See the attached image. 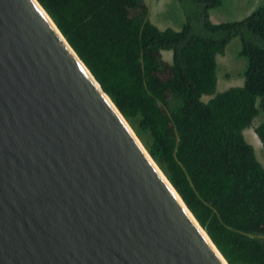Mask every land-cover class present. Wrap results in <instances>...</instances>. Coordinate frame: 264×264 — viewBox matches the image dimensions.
I'll return each mask as SVG.
<instances>
[{
	"label": "water",
	"instance_id": "95a60500",
	"mask_svg": "<svg viewBox=\"0 0 264 264\" xmlns=\"http://www.w3.org/2000/svg\"><path fill=\"white\" fill-rule=\"evenodd\" d=\"M99 84L37 0H0V264H225Z\"/></svg>",
	"mask_w": 264,
	"mask_h": 264
},
{
	"label": "trees",
	"instance_id": "16d2710c",
	"mask_svg": "<svg viewBox=\"0 0 264 264\" xmlns=\"http://www.w3.org/2000/svg\"><path fill=\"white\" fill-rule=\"evenodd\" d=\"M37 1L228 264H264V167L243 134L264 113V3L212 23L221 0H192L200 14L174 30L142 0ZM236 36L243 83L215 92L216 55ZM254 131L264 144V120Z\"/></svg>",
	"mask_w": 264,
	"mask_h": 264
},
{
	"label": "rangeland",
	"instance_id": "374dc122",
	"mask_svg": "<svg viewBox=\"0 0 264 264\" xmlns=\"http://www.w3.org/2000/svg\"><path fill=\"white\" fill-rule=\"evenodd\" d=\"M147 7L148 17L152 23L160 29L166 27L180 30L186 23L185 16L197 13L200 9L192 0H142ZM264 0H221L220 4L208 10V18L212 23L230 22L242 20L248 16L258 5L263 4ZM188 19V17H186ZM194 22V21H193ZM192 23V22H191ZM196 23V22H195ZM248 37L253 40V34ZM257 40L263 41L260 37ZM260 42V45L263 43ZM258 43V42H257ZM264 46V45H261ZM242 42L238 36L232 38L225 46L224 52L216 55V79L215 92H220L228 87L241 85L243 83V72L246 68V59L239 55ZM162 55L167 61H171V52L164 51ZM208 95H203L202 100H206ZM264 120V113L259 112L252 125L243 130L244 137L253 148L257 159L264 167V144L257 137L254 128ZM252 136L258 138L257 144L252 141ZM160 169V168H159ZM161 170V169H160ZM163 173V172H162ZM262 239L264 240V234Z\"/></svg>",
	"mask_w": 264,
	"mask_h": 264
},
{
	"label": "bare ground",
	"instance_id": "6f19581e",
	"mask_svg": "<svg viewBox=\"0 0 264 264\" xmlns=\"http://www.w3.org/2000/svg\"><path fill=\"white\" fill-rule=\"evenodd\" d=\"M127 125H128V123H126ZM129 126V125H128ZM130 127V126H129ZM131 130V129H130ZM132 131V130H131ZM133 133V132H132ZM154 165L156 166V168H158V171L162 174V176L165 178V176H164V174L162 173V171L159 169V167L156 165V163H154ZM165 180H166V178H165ZM167 181V180H166ZM171 190L173 191V189L171 188ZM174 192V191H173ZM174 194H175V192H174ZM179 198L177 197V200H178ZM179 202H180V200H179ZM186 211V213H187V215L190 217V219L193 221V223L194 224H196L195 223V221H194V218H192V216H191V214L187 211V210H185ZM197 225V227L200 229V231H202V233L205 235V237L208 239V241L211 243V240H210V238L208 237V235L206 234V232L202 229V228H200L199 226H198V224H196ZM211 245L213 246V248L215 249V251L218 253V255L220 256V258L223 260V262L225 263V264H228L225 260H224V258L222 257V255L220 254V252L215 248V246L213 245V243H211Z\"/></svg>",
	"mask_w": 264,
	"mask_h": 264
},
{
	"label": "crops",
	"instance_id": "0c3cea01",
	"mask_svg": "<svg viewBox=\"0 0 264 264\" xmlns=\"http://www.w3.org/2000/svg\"><path fill=\"white\" fill-rule=\"evenodd\" d=\"M258 138L256 136H252V141L257 144Z\"/></svg>",
	"mask_w": 264,
	"mask_h": 264
}]
</instances>
